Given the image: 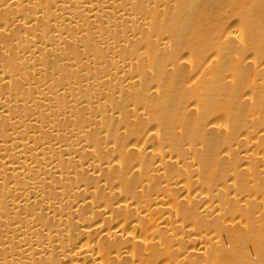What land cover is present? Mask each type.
<instances>
[{"label": "bare ground", "instance_id": "1", "mask_svg": "<svg viewBox=\"0 0 264 264\" xmlns=\"http://www.w3.org/2000/svg\"><path fill=\"white\" fill-rule=\"evenodd\" d=\"M0 264H264V0H0Z\"/></svg>", "mask_w": 264, "mask_h": 264}]
</instances>
